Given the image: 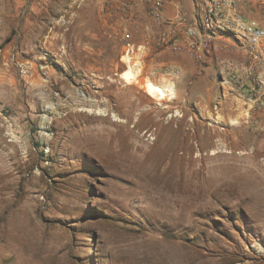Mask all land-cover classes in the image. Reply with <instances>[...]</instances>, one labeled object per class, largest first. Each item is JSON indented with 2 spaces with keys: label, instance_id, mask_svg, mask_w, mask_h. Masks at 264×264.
<instances>
[{
  "label": "rangeland",
  "instance_id": "1",
  "mask_svg": "<svg viewBox=\"0 0 264 264\" xmlns=\"http://www.w3.org/2000/svg\"><path fill=\"white\" fill-rule=\"evenodd\" d=\"M109 2L0 0V264H264L259 119L204 59L127 81Z\"/></svg>",
  "mask_w": 264,
  "mask_h": 264
},
{
  "label": "built area",
  "instance_id": "2",
  "mask_svg": "<svg viewBox=\"0 0 264 264\" xmlns=\"http://www.w3.org/2000/svg\"><path fill=\"white\" fill-rule=\"evenodd\" d=\"M166 1L147 0V13L159 25L155 36L148 32L145 41L136 43L129 32L122 34L127 70L131 68L135 74L126 80L132 81L138 75L141 61H136L134 55L138 51L145 53L147 43L152 39L158 46L174 52L184 51L200 62L213 46V41L224 37L227 40L215 42L217 49L225 53L241 51L244 59L222 64V84L235 90L237 96L252 108L255 106L264 113V23L244 16L237 8V0H192L191 13L176 3L173 15L166 18L162 13ZM117 3L122 12L133 13L131 0H118ZM104 12L100 11V14L103 16ZM110 25L115 26L113 23ZM161 73L172 80L180 76L181 70L165 65ZM255 127L264 128V117L255 121Z\"/></svg>",
  "mask_w": 264,
  "mask_h": 264
},
{
  "label": "crops",
  "instance_id": "3",
  "mask_svg": "<svg viewBox=\"0 0 264 264\" xmlns=\"http://www.w3.org/2000/svg\"><path fill=\"white\" fill-rule=\"evenodd\" d=\"M108 1H110L108 5L112 8L113 15H115L116 17H121L120 20H122L124 24V30L126 31V29H130L132 33L136 34V37L134 38L136 43H141L145 41V36L148 32H150L153 36H155L159 32V25L147 13V5L145 8L141 6V4H143L141 2L142 0H133L135 2V8L133 13L130 15L121 12L117 3L118 0ZM242 1L243 0H237L238 8L241 12H243ZM176 3H179L187 13H191L193 10L192 0H167L164 4L162 11L164 17L167 18L173 15ZM115 8H117V11L114 10ZM97 16L98 19L106 23V20L102 18L103 16H100L99 13H97ZM112 17L114 18V16ZM111 23L116 24L115 20L109 18L108 24L110 27H112L110 25ZM223 40L227 39L224 37H220L219 39L217 38V40L213 41V46L209 48L207 56L204 57L203 62L207 66V70H209L210 68H219L222 66L223 63L228 61H242L244 59V54L241 51H232L230 53H223L219 51L216 47L215 42ZM147 45L148 46L146 49V53L149 54L151 58L156 59L155 61L158 65H172L174 67L179 68L183 73L186 71L190 72L193 70L194 64L196 62L186 52H174L169 50L168 48L158 46L156 45L153 39L148 41ZM240 101L247 105L244 108V122H250L252 116H254V119L258 118L259 120H262V113L258 111L255 106L252 110H250V108L252 107L251 104H249L245 100L243 101L240 99ZM251 126L254 130H257V128L255 127V123H252Z\"/></svg>",
  "mask_w": 264,
  "mask_h": 264
},
{
  "label": "bare ground",
  "instance_id": "4",
  "mask_svg": "<svg viewBox=\"0 0 264 264\" xmlns=\"http://www.w3.org/2000/svg\"><path fill=\"white\" fill-rule=\"evenodd\" d=\"M131 71L130 70L125 71L123 73L124 77L125 78H130V77L134 76V73H132ZM146 88H147V91L150 94L157 95L160 98L165 95L163 88H161L158 85H155V84H153V83H151L149 81H147V83H146Z\"/></svg>",
  "mask_w": 264,
  "mask_h": 264
}]
</instances>
